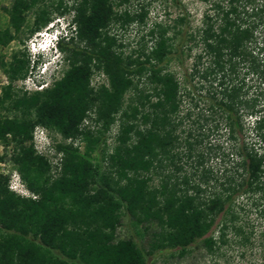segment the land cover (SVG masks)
Instances as JSON below:
<instances>
[{
  "label": "trees",
  "instance_id": "16d2710c",
  "mask_svg": "<svg viewBox=\"0 0 264 264\" xmlns=\"http://www.w3.org/2000/svg\"><path fill=\"white\" fill-rule=\"evenodd\" d=\"M12 0L0 9V47L71 13L59 43L66 68L28 91L24 47L0 56V144L33 197L0 174V264H264V19L255 0H208L199 25L186 14L151 22L124 53L116 28L147 25L132 0ZM260 26V27H259ZM262 28V32L259 31ZM171 33H168L169 30ZM190 59L181 72L166 63ZM33 63V61H32ZM182 66V65H181ZM100 71L106 84L91 86ZM127 94L126 98L125 95ZM87 119L89 125L83 123ZM116 122L109 150L101 134ZM99 124L96 130L90 124ZM41 127L59 141L55 172L34 150ZM81 142L82 148L75 144ZM129 231L120 235L123 223Z\"/></svg>",
  "mask_w": 264,
  "mask_h": 264
},
{
  "label": "rangeland",
  "instance_id": "374dc122",
  "mask_svg": "<svg viewBox=\"0 0 264 264\" xmlns=\"http://www.w3.org/2000/svg\"><path fill=\"white\" fill-rule=\"evenodd\" d=\"M12 0H0V7L5 6L8 7L10 5ZM56 0H41L36 7H42L50 9L52 5H54ZM209 2L211 0H208ZM208 1L203 0H132V2L129 4L128 8L134 9L137 7V4H143L147 7V16H146V23L147 25L144 27H137L135 25H130L124 29H119L118 27L115 29L117 33L116 35L123 43L122 50L124 53H127L130 49L135 50L138 48V46L145 41V38H143V35L146 31V28L149 26L151 22H162L165 24L170 25L172 23V20L179 14H186V21H187V27L188 29H191L197 25H199L200 21V15L205 10V8L208 6ZM67 3L69 1L67 0ZM137 3V4H136ZM255 5L258 7H261L263 10V17L264 19V0H255ZM31 10H29L25 14V24L23 26L22 31L17 34V36L20 39H23V42L21 43L19 40H16L15 38L10 40L8 44H6L3 47H0V56L3 57L4 61H8L10 58V55L24 47L25 52L28 55L29 58V66L27 68L26 75L21 80H16L14 82V85L16 87L26 89L28 91L34 90L39 88L40 86H48L50 81L53 79H57L60 74L61 70L66 68V60L63 57L60 64L56 65H46V69H43L42 65L39 63L40 60L36 61V59L40 56H36L32 54L33 48L28 49V44L31 43L34 37V33L36 31H32L30 34L27 33V29L29 26H31L32 23V13ZM59 16L60 22H64V20H69L71 17V13H64L61 15H58L56 13H51L50 17L51 19L56 18ZM7 26V16L4 12L0 9V29H3ZM260 27V26H259ZM39 30V29H38ZM262 28H259V31L262 32ZM171 29L168 31V33H171ZM37 34V33H35ZM42 33H39L38 35H41ZM36 38V37H35ZM30 42V43H29ZM36 46V45H35ZM33 61V63H32ZM190 59L183 58V63L179 64L176 59L171 58L165 66V69H169L171 71H177L178 73L181 72L183 67H186L189 65ZM182 65V66H181ZM56 68V69H55ZM6 83V77L0 70V86ZM106 84V80L104 75L100 71H93L89 77V84L93 87L98 86L99 84ZM127 94L125 95L126 98ZM84 124L89 125V121L85 119L83 121ZM99 127V124H90V128L94 131ZM117 125L116 122L111 124L108 129L101 134V137L103 139V145L102 147L106 148V150H109L113 144V137L116 133ZM59 137L55 133H49L47 134V131L41 127H35L32 132V144L33 148L36 152L41 153L45 155L50 162L51 170L50 173H54L55 169L53 168L56 164V160L58 157V154L56 156L52 155V149L50 145L53 142L59 141ZM73 144L77 145L79 149L82 148L81 142L75 141ZM10 148L11 143L8 142L6 145L0 144V174L2 176L6 177V183L9 190L12 192L23 196V197H33V195L27 191L23 183L21 182L20 178L18 177V174L16 172V169L14 165L9 160V154H10ZM126 231H129V227L123 223V226H121L119 230L120 235H124ZM196 257L200 264H208L207 256L204 254V252L196 251L194 252ZM191 256L185 257L183 261H170L167 262H155L153 264H187L190 263ZM192 264V263H191ZM197 264V263H196Z\"/></svg>",
  "mask_w": 264,
  "mask_h": 264
},
{
  "label": "clouds",
  "instance_id": "9594fccd",
  "mask_svg": "<svg viewBox=\"0 0 264 264\" xmlns=\"http://www.w3.org/2000/svg\"><path fill=\"white\" fill-rule=\"evenodd\" d=\"M73 26L68 20L60 22L59 16L51 19L34 33L33 40L28 44V49L33 48L32 54L38 55L36 61L46 69V65H58L63 59V53L58 48L59 43L67 39L73 33ZM42 33L41 35H38ZM36 37V38H35ZM36 45V46H35ZM30 50V49H29ZM56 69V68H55Z\"/></svg>",
  "mask_w": 264,
  "mask_h": 264
}]
</instances>
